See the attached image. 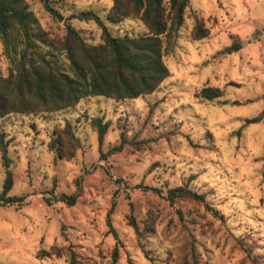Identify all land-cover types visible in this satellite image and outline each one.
<instances>
[{
  "label": "rangeland",
  "instance_id": "rangeland-1",
  "mask_svg": "<svg viewBox=\"0 0 264 264\" xmlns=\"http://www.w3.org/2000/svg\"><path fill=\"white\" fill-rule=\"evenodd\" d=\"M25 1L49 36L60 37L69 21L91 43L100 41L96 24L68 16L90 9L104 17L111 4L48 0L63 17L56 20L41 0ZM193 14L208 30L201 39L190 35ZM108 26L117 34L142 30L134 18ZM232 43L240 47L227 53ZM164 45L169 74L151 93L84 97L55 112L0 118L11 160L8 194L22 197L0 206V264H67L68 249L78 264H112L111 200L119 240L113 264H264V0H188ZM7 67L0 44V74ZM202 86L221 94L199 97ZM95 116L108 123L100 145ZM65 123L77 142L58 154L50 140ZM3 177L0 161V191ZM77 182L72 205L54 200ZM175 186L202 193L203 201L169 202L165 190Z\"/></svg>",
  "mask_w": 264,
  "mask_h": 264
},
{
  "label": "trees",
  "instance_id": "trees-1",
  "mask_svg": "<svg viewBox=\"0 0 264 264\" xmlns=\"http://www.w3.org/2000/svg\"><path fill=\"white\" fill-rule=\"evenodd\" d=\"M41 2L52 17L63 19L48 0ZM187 5L188 0H168L167 5L163 0H111L104 17L90 9L70 14L68 18L90 20L99 28L100 41L91 43L69 21L64 22L60 37L49 36L25 0H0V44L8 64L6 73L0 74V118L9 113L55 112L75 105L84 97L103 96L122 100L151 93L169 74L163 62L164 43L168 42L170 32L181 24ZM125 18L138 19L142 30L121 34L110 30L108 24H117ZM207 33L200 17L193 14L191 37L201 39ZM239 47L238 43H232L225 51L229 53ZM220 94L219 88L211 86H202L196 92L197 96L208 100ZM260 119L259 115L253 116L245 119V123ZM90 125L95 129L96 141L100 145L108 123L95 116L90 119ZM61 132L57 131L56 137L50 140L51 147L58 154H63L64 146L66 148L77 142L69 123H65ZM7 143L5 132L0 130V161L4 168L0 206L22 199L21 196L8 194L12 173ZM117 148L113 146L108 152ZM76 185L74 192L57 194L54 200L72 205L79 192V183ZM164 196L169 202L176 198L203 201L202 193L184 186L168 188ZM44 200L50 203L48 198ZM113 206L114 200H111L105 219L106 232L114 239L110 251L112 264L117 259L119 246L109 220ZM128 222L136 237L141 236V230L130 215ZM151 229L150 226L147 230ZM39 253L41 256L49 254L46 250ZM52 253L58 255V250ZM67 258V264H78L75 253L70 249L67 250Z\"/></svg>",
  "mask_w": 264,
  "mask_h": 264
}]
</instances>
